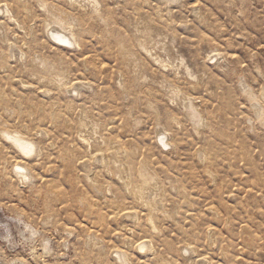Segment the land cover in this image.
I'll list each match as a JSON object with an SVG mask.
<instances>
[{"label":"rangeland","instance_id":"1","mask_svg":"<svg viewBox=\"0 0 264 264\" xmlns=\"http://www.w3.org/2000/svg\"><path fill=\"white\" fill-rule=\"evenodd\" d=\"M0 264H264V0H0Z\"/></svg>","mask_w":264,"mask_h":264},{"label":"bare ground","instance_id":"2","mask_svg":"<svg viewBox=\"0 0 264 264\" xmlns=\"http://www.w3.org/2000/svg\"><path fill=\"white\" fill-rule=\"evenodd\" d=\"M62 31H59L57 29H55V30L52 29L51 34H52V36L55 37L56 40L60 41V43L62 42V44L66 43L67 41L71 42L72 36H68ZM79 83H81V82H79ZM81 85H83V84H81ZM79 86H80V84H79ZM79 86L73 87L74 90H76V91L79 90ZM73 88H71V89H73ZM3 133H4L5 137L7 138V140H9V142L11 143L13 148H15L16 151H18L23 158H26V159H32L33 158L34 152L36 151V145L32 140L24 137L22 134H20L18 132H13V131H9V130L4 129ZM15 166L17 167L18 170H20V174H19L20 179L24 178L27 180L30 178L29 174L26 172L25 166L23 165V163L21 161H16L14 163L13 167H15ZM141 243H142L143 248H145L146 247V245L144 244L145 242L143 241ZM114 251L117 253L119 259L122 260L124 263H126L127 260H126L125 253L119 249H115Z\"/></svg>","mask_w":264,"mask_h":264}]
</instances>
